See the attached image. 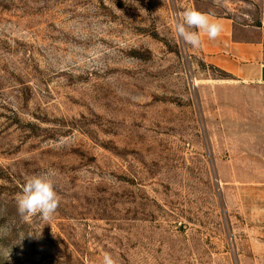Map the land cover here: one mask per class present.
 Instances as JSON below:
<instances>
[{
    "label": "rangeland",
    "instance_id": "obj_1",
    "mask_svg": "<svg viewBox=\"0 0 264 264\" xmlns=\"http://www.w3.org/2000/svg\"><path fill=\"white\" fill-rule=\"evenodd\" d=\"M248 0H0V224L11 264H264V91L175 32ZM54 172L59 207L15 197ZM3 264H9L4 261Z\"/></svg>",
    "mask_w": 264,
    "mask_h": 264
},
{
    "label": "crops",
    "instance_id": "obj_2",
    "mask_svg": "<svg viewBox=\"0 0 264 264\" xmlns=\"http://www.w3.org/2000/svg\"><path fill=\"white\" fill-rule=\"evenodd\" d=\"M246 7L248 14L241 19L206 13L222 24L223 31L215 40L201 33L197 50L233 83L260 92L264 91V0H248Z\"/></svg>",
    "mask_w": 264,
    "mask_h": 264
},
{
    "label": "clouds",
    "instance_id": "obj_3",
    "mask_svg": "<svg viewBox=\"0 0 264 264\" xmlns=\"http://www.w3.org/2000/svg\"><path fill=\"white\" fill-rule=\"evenodd\" d=\"M177 16L175 23L176 35L186 45L193 48L201 47V33L206 34L210 40H215L223 31L221 23L195 8L185 9ZM54 175V172L49 171L32 175L26 179L21 191L15 197L16 211L21 220L27 222L34 217H39L40 220L47 222L54 216L60 204V196L55 190ZM5 214L6 209L0 208V218ZM14 228L15 224L12 221L0 224V241L12 237ZM40 232L26 233L16 229L15 239L11 243H0V264H3L4 261L11 264L13 247L22 245L26 237L39 236ZM100 264H119V262L111 253L105 252Z\"/></svg>",
    "mask_w": 264,
    "mask_h": 264
}]
</instances>
